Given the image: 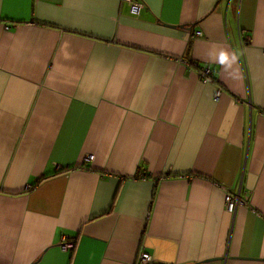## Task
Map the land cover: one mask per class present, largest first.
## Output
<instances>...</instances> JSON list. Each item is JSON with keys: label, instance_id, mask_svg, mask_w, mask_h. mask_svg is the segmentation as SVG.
I'll return each mask as SVG.
<instances>
[{"label": "crops", "instance_id": "1", "mask_svg": "<svg viewBox=\"0 0 264 264\" xmlns=\"http://www.w3.org/2000/svg\"><path fill=\"white\" fill-rule=\"evenodd\" d=\"M137 1L0 0V264H264V0Z\"/></svg>", "mask_w": 264, "mask_h": 264}, {"label": "built area", "instance_id": "2", "mask_svg": "<svg viewBox=\"0 0 264 264\" xmlns=\"http://www.w3.org/2000/svg\"><path fill=\"white\" fill-rule=\"evenodd\" d=\"M122 1H126L128 2V4L130 5V11L133 13V14H138L139 10L142 8L143 4L140 2V1H137V0H122ZM202 35L201 31H196L194 32L193 36L195 37H200ZM210 76L211 75V71L209 70L208 67H205L203 68L201 71H200V76L202 78H205L206 76ZM220 95V91L218 90L216 93H215V98H217L218 96ZM91 158V157H89ZM225 202H226V209L227 211L229 212H233L235 210V207H236V204L238 202V199L237 197L233 196V195H226L225 197ZM69 247L71 245H68ZM150 260H151V257L148 253L146 252H141L138 256V261L141 263V264H148L150 263Z\"/></svg>", "mask_w": 264, "mask_h": 264}, {"label": "clouds", "instance_id": "3", "mask_svg": "<svg viewBox=\"0 0 264 264\" xmlns=\"http://www.w3.org/2000/svg\"><path fill=\"white\" fill-rule=\"evenodd\" d=\"M221 59H223V57Z\"/></svg>", "mask_w": 264, "mask_h": 264}]
</instances>
